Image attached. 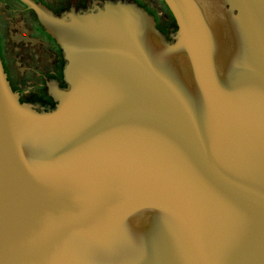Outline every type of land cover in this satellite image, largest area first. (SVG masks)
Wrapping results in <instances>:
<instances>
[{"label":"water","instance_id":"95a60500","mask_svg":"<svg viewBox=\"0 0 264 264\" xmlns=\"http://www.w3.org/2000/svg\"><path fill=\"white\" fill-rule=\"evenodd\" d=\"M65 88L22 102L0 57V264H264V0H222V74L198 0L57 16Z\"/></svg>","mask_w":264,"mask_h":264},{"label":"flooded vegetation","instance_id":"af4514ba","mask_svg":"<svg viewBox=\"0 0 264 264\" xmlns=\"http://www.w3.org/2000/svg\"><path fill=\"white\" fill-rule=\"evenodd\" d=\"M57 16L87 10L107 0H31ZM115 1V0H113ZM146 9L166 39L176 22L163 0H127ZM0 57L9 83L22 102L37 109L55 106L53 91L65 88L64 56L59 43L36 12L22 0H0Z\"/></svg>","mask_w":264,"mask_h":264},{"label":"rangeland","instance_id":"374dc122","mask_svg":"<svg viewBox=\"0 0 264 264\" xmlns=\"http://www.w3.org/2000/svg\"><path fill=\"white\" fill-rule=\"evenodd\" d=\"M215 34L218 44L217 65L223 74L227 69L228 59L236 48V37L230 25L229 13L222 0H198Z\"/></svg>","mask_w":264,"mask_h":264}]
</instances>
